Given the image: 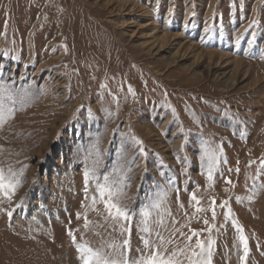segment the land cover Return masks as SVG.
I'll use <instances>...</instances> for the list:
<instances>
[{
	"label": "rangeland",
	"instance_id": "rangeland-1",
	"mask_svg": "<svg viewBox=\"0 0 264 264\" xmlns=\"http://www.w3.org/2000/svg\"><path fill=\"white\" fill-rule=\"evenodd\" d=\"M261 50L264 0H0V85L27 94L0 128V167L25 169L0 202V264H81L68 230L93 249L122 240L102 204L87 207L105 175L126 177L132 258L145 219L165 238L179 229L171 250L189 228L206 239V217L212 264H240L232 219L248 238L246 264H264V189L251 192L264 161ZM205 146L227 160L212 181ZM193 194L203 208L228 200L232 218L195 213Z\"/></svg>",
	"mask_w": 264,
	"mask_h": 264
},
{
	"label": "snow or ice",
	"instance_id": "snow-or-ice-1",
	"mask_svg": "<svg viewBox=\"0 0 264 264\" xmlns=\"http://www.w3.org/2000/svg\"><path fill=\"white\" fill-rule=\"evenodd\" d=\"M257 21H253L246 30V33L253 36V40L248 43L251 45L255 39L252 29L257 25ZM261 59H264V50H261ZM103 87V85H102ZM129 92H132L129 89ZM26 93L24 96H20L15 93L11 87L4 83L0 85V128L10 120L14 119L15 113L17 111H22L26 106ZM19 105V107H17ZM174 111V110H173ZM225 115H228L225 113ZM135 143L139 146V151L141 155L144 154V148L142 142L133 137ZM208 160V180L212 181L213 171L218 167V164L223 161L227 163L226 158L223 157L222 146L218 150L210 151L206 146L203 149L201 159ZM99 160L94 162L93 170L91 172L85 171V194L86 199H88V186L90 183V178L95 176V167L98 165ZM238 163V162H237ZM253 162H250V165ZM25 169L15 170L11 166L5 170L4 167H0V202L7 200L11 203L13 196L22 187L23 184V173ZM231 171V169L229 170ZM264 171V161L257 170V175L253 178V186L251 192L253 196L264 189V184L258 182L261 172ZM236 172L239 173V168H236ZM226 184H231L232 182L225 179ZM211 186V185H210ZM128 187L126 182V177L121 176L119 179H110L109 176L105 175L103 177V183L99 182L97 178L95 194L91 197V204L87 205L92 211H96L97 204L103 205V219L105 222L111 221V227L113 231L119 230V234L123 237L120 241L109 242L106 245H102L100 248L93 249L87 242L77 243L76 236L72 230H68V235L71 237L72 243L76 247L78 253V259L81 264H212L213 250L216 241L212 238V231L215 227L214 224H210L209 220L205 217L203 218V223L206 226L205 231L208 232L206 239H201V232L195 231L189 228L191 235H186L183 232H179V235L184 238L183 247L175 246L169 250V245L173 244L176 232L179 229H174L172 234L165 238L160 232H153L148 226L147 219L143 222L142 226L138 228L141 233L140 241L142 247L136 249L137 256L135 258L131 257V228L130 222L133 218V212L129 210L127 204L125 203L126 194L125 189ZM228 189L225 188V192ZM253 196H249L248 200L251 202ZM192 201H195V213H206L211 211V220L215 221L217 217L216 208L226 209L224 212L225 220L232 218V210L229 207V201L224 200L219 205H217L215 198L210 199V204L208 208L200 207V201L197 199L195 194L191 197ZM237 202H242L241 198L237 197ZM19 206V205H18ZM82 207H85L82 205ZM157 207V205H153ZM182 208L183 205H180ZM12 211H8L7 215L9 218L12 217ZM141 215L147 217L149 212L141 211ZM170 214V213H169ZM80 214H77V219H80ZM89 220L87 215L84 216V227L87 229L89 227ZM162 223V221H161ZM176 221H173L175 224ZM232 224L238 233V259L240 264H246L249 256V244L248 238L244 235V229L239 225V223L232 219ZM186 226V225H185ZM155 236V239L153 238ZM196 237L195 244L191 243L192 238Z\"/></svg>",
	"mask_w": 264,
	"mask_h": 264
},
{
	"label": "bare ground",
	"instance_id": "bare-ground-1",
	"mask_svg": "<svg viewBox=\"0 0 264 264\" xmlns=\"http://www.w3.org/2000/svg\"><path fill=\"white\" fill-rule=\"evenodd\" d=\"M147 27V26H146ZM163 38V40H162V42L161 43H163V44H161L160 45V47L158 48L159 50L158 51H162L163 50V47H165V43L167 42V40L169 39V37H168V35L167 34H165L164 36H162ZM175 59V58H174ZM174 59H171L170 60V62H175V60ZM61 88V87H60Z\"/></svg>",
	"mask_w": 264,
	"mask_h": 264
}]
</instances>
